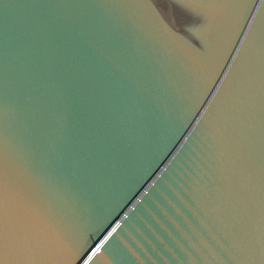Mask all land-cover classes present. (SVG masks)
I'll return each instance as SVG.
<instances>
[{"label": "water", "instance_id": "water-1", "mask_svg": "<svg viewBox=\"0 0 264 264\" xmlns=\"http://www.w3.org/2000/svg\"><path fill=\"white\" fill-rule=\"evenodd\" d=\"M0 264H264V0H0Z\"/></svg>", "mask_w": 264, "mask_h": 264}]
</instances>
